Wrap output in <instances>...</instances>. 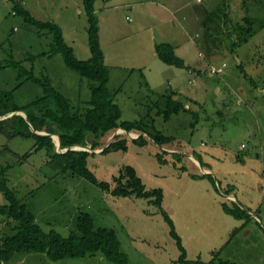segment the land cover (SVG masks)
Listing matches in <instances>:
<instances>
[{
	"label": "rangeland",
	"instance_id": "rangeland-1",
	"mask_svg": "<svg viewBox=\"0 0 264 264\" xmlns=\"http://www.w3.org/2000/svg\"><path fill=\"white\" fill-rule=\"evenodd\" d=\"M20 1L34 18L62 23L75 56L80 60L89 57L82 0H69L68 5L67 0ZM143 1L97 0L95 4L104 63L109 68L108 89L122 121H142L147 133L161 132L170 141L161 146L145 133L144 142L139 143L125 132L119 133L128 137L121 140L126 150L87 151V168L99 180L110 182L122 166H132L147 188L163 190V209L175 231L184 235L193 233L195 237V231L214 227L206 217L215 211L224 215L218 197L227 206L235 203L248 218L246 213L236 221L224 216L252 229L247 241L233 242L230 234L234 229L230 232V226L215 219L218 228L222 234L230 232L225 241L233 242L230 250L235 249L236 257L247 253V261L243 258L238 264H264V0H203L199 4L159 0L166 8ZM201 6L209 10L205 16L199 12ZM12 11L11 0H0V93L5 96L4 104L20 110L15 115L24 118L27 126L0 120V165H9L7 185L45 231L67 237L75 231L78 212H87L95 227L114 229L129 264H169L179 251L174 249L166 221L146 199L114 197L83 177L52 169L46 148L33 151L37 144L33 137L13 135L15 131L25 133V128L33 132L28 115H34L45 119L41 131L48 135L43 136L56 143L54 137L61 130L48 122L46 114L60 111L53 94L63 96L71 112L84 113L90 108L91 82L69 69L61 54L49 57L52 34ZM199 17H204L203 22L197 21ZM245 17L254 21V32L242 44L238 40H243L246 31ZM142 37L145 40L140 42ZM161 42L175 45L183 67L166 65L157 58L152 43ZM12 62L27 72L18 77L19 69ZM221 63L226 64L222 73L210 72V66ZM28 73L43 84L30 79ZM18 83L22 84L17 87ZM170 93L186 110L165 120L163 97ZM37 98L43 99L33 104ZM109 137L99 141L105 145ZM90 140L87 134L84 145L90 146ZM27 152L31 154L20 160ZM206 166L214 172H203ZM228 187L237 195L233 201L225 199ZM242 197H247V208L241 204ZM6 202L0 192V205ZM5 220L0 213V225ZM0 227L7 230V226ZM185 258L189 260L186 251ZM7 264L112 263L99 253L51 261L41 253L19 252Z\"/></svg>",
	"mask_w": 264,
	"mask_h": 264
},
{
	"label": "trees",
	"instance_id": "trees-1",
	"mask_svg": "<svg viewBox=\"0 0 264 264\" xmlns=\"http://www.w3.org/2000/svg\"><path fill=\"white\" fill-rule=\"evenodd\" d=\"M13 2V11L15 14L21 15L23 20L33 25L40 30H46L53 36L51 50L49 57L55 54H61L65 65L76 72L79 76L90 80V100L88 105L90 108L84 113L74 111L71 112L66 104L65 99L58 93L53 96L60 106L59 113H52L46 111L47 117H50L49 123L56 125L61 131L57 134L60 140V147L65 148L73 145H84L85 136L91 135L92 141L90 143L92 149L102 148L103 142L100 138L109 137L118 128L124 129L126 132L134 133H147L145 125L142 121H122L121 110L119 106L113 101L112 94L108 89L109 82V68L104 63V53L101 48L99 38V22L95 13V2L97 0H82L83 10L87 21V36L90 56L86 60L78 59L72 47L68 45L62 34L60 26L53 21H42L33 17V15L23 7L20 0H11ZM244 25L246 31L243 30V40L238 42L247 43L248 39L253 35L252 29L254 21L245 17ZM240 35V32H239ZM249 38H248V37ZM154 51L157 58L166 65L175 67H183V60L175 53L174 47L170 43H156ZM19 69L18 77L21 72H27L20 64L15 62L11 66ZM241 65V64H240ZM1 66V64H0ZM33 73H28L29 78L35 80L39 84H43L40 80L32 76ZM48 81L46 80V84ZM22 83H18L19 87ZM49 84V83H48ZM45 91L49 90L45 87ZM173 93L164 95L166 109L164 110V119H168L173 113H178L181 110H186L183 103L175 100L172 97ZM2 93H0V116L9 112L20 111L16 107H8L2 102ZM5 96H3L4 98ZM43 98H37L34 103H38ZM160 113V112H159ZM195 121L197 115L193 114ZM28 119L32 123L35 130H43L44 125L47 123L45 119L40 117L29 116ZM19 121L21 124L27 126L24 118L19 115H13L10 118L2 121ZM0 121V123L2 122ZM37 122V126H34ZM0 129L1 126H0ZM26 132L15 131L13 135L21 137H33L37 144L33 146V151L39 148H46L50 152L51 168H58L63 172H70L72 175L83 177L90 183L96 185L101 190L105 191L114 197H135L143 198L154 206L159 214L166 221L169 228V235L173 239L178 251L179 256L175 263L179 264H206L201 260H187L185 258V248L181 241L180 236L175 231L172 220L168 213L163 209V190L161 188H147L142 182V179L137 174L132 166L124 165L119 169L118 175L113 176L111 181L99 180L92 171L87 168L86 159L90 154L82 150H68L63 153L55 152L54 144L48 136H43L31 132L25 128ZM13 132V131H12ZM54 133V132H51ZM152 141L158 145L163 146L164 143L170 141L169 137L164 136L161 132L156 131L154 134L147 133ZM123 138L120 139V137ZM56 136V143L58 142ZM127 137L126 134H118L109 143L107 147L102 150V153L114 150H126L125 143L121 140ZM145 137L139 136L131 141L144 142ZM6 148L4 147L3 150ZM31 152H27L20 156L25 159ZM19 160V163H20ZM50 166V165H49ZM9 165H0V192L6 199V204L0 205V213L5 216V224L7 230L1 229L0 231V264L9 263L14 254L19 252L25 253H41L51 261H58L62 259L84 258L87 256L99 253L107 261L112 264H129L126 255L120 249V243L117 235L112 228L95 227L92 216L83 211H79L76 217L75 231L71 232L67 237L60 235L54 230L45 231L42 226L35 220L34 215L26 208L7 185V170ZM225 213L230 214L236 218H243L246 214L235 203L232 206H227L225 203L221 204ZM248 218V215H247ZM243 225V224H242ZM235 228L230 237L234 236L242 227ZM217 251H213V258L207 264H234L230 261L217 260ZM216 260V261H215Z\"/></svg>",
	"mask_w": 264,
	"mask_h": 264
},
{
	"label": "crops",
	"instance_id": "crops-1",
	"mask_svg": "<svg viewBox=\"0 0 264 264\" xmlns=\"http://www.w3.org/2000/svg\"><path fill=\"white\" fill-rule=\"evenodd\" d=\"M103 1H108V0H103ZM68 2H69V0H67L65 2V4H67ZM96 2H95V4H96ZM194 2L197 3V4H199V3H202L203 0L200 1V2H198L197 0H194ZM143 3L144 4H156V5H159V6L163 7V8H166L165 5H163L159 0H144ZM21 4L23 5V2L22 1H21ZM64 8H66V5L64 6ZM25 9H27L33 15V12L30 9H28V8H25ZM39 9H41L40 6H39ZM199 12H201L205 16L204 12L205 13H209V10L207 9L206 6H201ZM199 19L200 20H197V19L196 20L198 22H203L204 17L202 19L199 17ZM54 21L60 26V28H62L61 30H62V34H63V38H64L65 42L68 45H70L72 47L73 51L75 52V49H74L73 45L71 43H69L67 41L66 37H65V31L63 29V24L60 23L59 21H56V20H54ZM99 29H100V26H99ZM152 32H153V29H152ZM150 36L151 35H149V37L147 38V41L149 42V45H150V40L152 38V36L151 37ZM144 40H145V38L142 37V38H140L139 41L141 42V41H144ZM161 43H163V42H161ZM165 43H170V42H165ZM100 44H101V40H100ZM155 44L156 43H152V48L153 49H154V45ZM170 44L172 45V43H170ZM172 46L174 47V50H176L175 45H172ZM105 60H106V54L104 53V61ZM105 65H107V64H105ZM141 66H144V65H141ZM141 66L139 65L138 68H141ZM203 169L207 173H209L210 171L211 172L213 171L208 166H206L205 168H202V170ZM227 190H229V187H228ZM227 190L225 192V194H226L225 199L226 200L233 201L235 198H237V195L236 194H234L233 192H230V190L229 191H227ZM217 199H218L217 202H218L219 209H220L221 213H224V215H228V216L232 217V219H234L233 221H236L237 219H239V218H236V217H234V216H232L230 214L225 213L223 211V209H222V206H221V204L222 203H225V202L223 201V199H221V198L219 199V197ZM247 202H248L247 197H242L241 204L244 207H246V208H247V205H248ZM30 212L34 215V213L32 211H30ZM212 213H213L212 216L210 215V216H208L206 218H208V223L212 220V224L215 223V225H214V227H213V225L212 226H209L208 228L205 227V232H203V231H195L194 232L195 233V237H194V234L193 233H190L188 235H184L181 231H177L178 235L181 238V241L183 242V244L185 246V251H186L187 258H189V260H191V261L201 260V261H203L204 263L207 264L213 258L212 252L219 250L218 253H217V260L230 261V262H233L234 264H238L237 261H242L243 258H245V260L247 261V253L243 257H236L235 253H233L235 251V249L234 250H230V247H231L232 243L233 242H236V241L237 242H243V243H245L247 241V236L249 234H251L252 229L251 228H247V226L244 225L234 235V241L233 242H231V241L230 242H226L225 240H226L227 236H229L230 232L233 229H235L237 227H240L242 225V223L241 222L240 223L237 222L235 224V222H230L228 220V218H226L223 214H218V212H216V211L215 212H212ZM34 217H35V215H34ZM215 219L218 220L220 223L226 225V226H230V232H227V233H223L222 234V232H220V228H218V225H217ZM35 220H36V217H35ZM5 223L6 222L3 221V223L1 225L6 226ZM208 223H206V224H208ZM2 228L3 227H0V229H2ZM243 243L239 244L238 247H241ZM244 245H245V247H247V244H244ZM174 249H175L176 252H178L177 248H174ZM177 256H179V252H178ZM177 258L168 260L169 261V264H179V263H175V260Z\"/></svg>",
	"mask_w": 264,
	"mask_h": 264
},
{
	"label": "water",
	"instance_id": "water-1",
	"mask_svg": "<svg viewBox=\"0 0 264 264\" xmlns=\"http://www.w3.org/2000/svg\"><path fill=\"white\" fill-rule=\"evenodd\" d=\"M18 111H13V112H10V113H7L6 115H4V116H1L0 117V120H4V119H7V118H10L11 116H13V115H15L16 113H17ZM31 130L33 131V132H35L36 134H39V135H46L47 133L46 132H44V131H36L35 129H33V128H31ZM120 131H122V132H125L130 138H132V139H135V138H138L139 136H142V135H144L145 133H132V132H126L124 129H122V128H118L117 130H115L114 132H113V134L109 137V139L107 140V142H106V144L103 146V148H101V149H98V150H93L92 148H91V146H89V145H73V146H68V147H65V148H61L60 147V140H59V138H58V136H57V138H58V142L57 143H54V146H55V151L57 152V153H63V152H65V151H68V150H84V151H93V152H100V151H102L105 147H107L108 145H109V143L113 140V138L116 136V135H118L119 133H120ZM48 135V134H47ZM52 137H53V135H51ZM171 152H173V151H171ZM203 171L205 172V170L203 169ZM205 173H207V172H205Z\"/></svg>",
	"mask_w": 264,
	"mask_h": 264
},
{
	"label": "built area",
	"instance_id": "built-area-1",
	"mask_svg": "<svg viewBox=\"0 0 264 264\" xmlns=\"http://www.w3.org/2000/svg\"><path fill=\"white\" fill-rule=\"evenodd\" d=\"M1 1H7V0H1ZM197 1L200 2L202 0H197ZM12 13L15 14L14 11H12ZM225 67H226L225 63H221V65H218V66H210V72L213 73V74L222 73L224 71ZM190 72L192 73V70H190ZM0 236H1V234H0Z\"/></svg>",
	"mask_w": 264,
	"mask_h": 264
},
{
	"label": "bare ground",
	"instance_id": "bare-ground-1",
	"mask_svg": "<svg viewBox=\"0 0 264 264\" xmlns=\"http://www.w3.org/2000/svg\"><path fill=\"white\" fill-rule=\"evenodd\" d=\"M120 133H124V132L120 131ZM54 140H55V142H56V136L54 137Z\"/></svg>",
	"mask_w": 264,
	"mask_h": 264
}]
</instances>
